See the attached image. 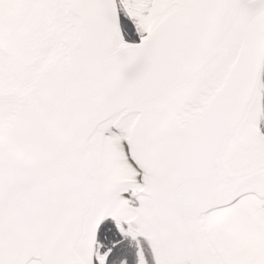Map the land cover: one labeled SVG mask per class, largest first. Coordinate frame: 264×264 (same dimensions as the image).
I'll list each match as a JSON object with an SVG mask.
<instances>
[{"label": "snow or ice", "instance_id": "obj_1", "mask_svg": "<svg viewBox=\"0 0 264 264\" xmlns=\"http://www.w3.org/2000/svg\"><path fill=\"white\" fill-rule=\"evenodd\" d=\"M0 264H264V0H0Z\"/></svg>", "mask_w": 264, "mask_h": 264}]
</instances>
